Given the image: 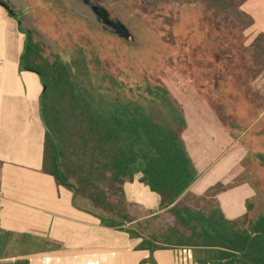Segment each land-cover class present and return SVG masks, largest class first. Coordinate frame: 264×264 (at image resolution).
I'll return each instance as SVG.
<instances>
[{
  "label": "trees",
  "instance_id": "1",
  "mask_svg": "<svg viewBox=\"0 0 264 264\" xmlns=\"http://www.w3.org/2000/svg\"><path fill=\"white\" fill-rule=\"evenodd\" d=\"M30 29L24 27L20 67L36 72L41 82L42 170L70 189L73 203L105 225L148 241L151 249L191 248L198 251L199 264H250L242 255L264 263V211L232 219L214 205L192 208L179 203L199 175L190 151L204 149L198 140H189L191 110L178 99L186 94L171 92L187 79L171 74V88L163 81L144 80L143 89L129 88L131 93L124 97L116 89L123 83L98 69L94 75L99 84L87 79V86L77 75L82 70L88 73L82 50L64 61L57 52H45ZM244 44L249 45V53L242 63L250 68V60L259 61V47ZM95 62L99 63L98 58ZM229 75L238 88L234 74ZM223 81L224 87L232 85ZM251 85L248 81V89ZM234 86L229 89L231 95ZM217 111L224 118V112H231L227 105ZM224 121L234 127L232 120ZM134 172L158 194L162 210L157 213L167 221L164 229L146 230L149 220H137L129 210L123 183Z\"/></svg>",
  "mask_w": 264,
  "mask_h": 264
},
{
  "label": "crops",
  "instance_id": "2",
  "mask_svg": "<svg viewBox=\"0 0 264 264\" xmlns=\"http://www.w3.org/2000/svg\"><path fill=\"white\" fill-rule=\"evenodd\" d=\"M240 5L242 12L250 16L256 2L243 0ZM19 19L9 3L0 0V264H199L181 261L179 249H151L141 237L105 225L97 216L76 206L70 189L57 184L52 175L42 170L41 82L36 72L20 67L25 33ZM250 19L251 23L253 18ZM251 84L248 89L241 76L239 87L243 90L235 89L232 94L240 96V100L230 104L226 95L231 91L227 87H222V92L210 87L205 95L201 92L206 89L196 85L171 91L190 95L186 99H191L189 140L204 144L203 150L190 151L199 175L183 197L192 199L216 191L214 185L227 178L222 189L226 188V194H216L212 203L232 219L257 209L255 178L260 181L259 189L264 191V163L260 160V156L264 158V142L259 141L264 135V96ZM214 91L217 96L224 95L219 102L226 103L228 110L241 111L242 116L243 108L258 112L248 117L246 123L232 120L234 127H231L217 111L226 104L219 107L209 99L206 102L210 103H205V96L209 92L214 95ZM200 100L204 102L199 103ZM199 126L205 129L204 133ZM198 134L203 137H193ZM247 143L253 150L241 153L240 148L245 149ZM215 173L222 179L212 181ZM140 175L134 172L123 183L129 210L137 220L148 219L162 210L158 194L140 181ZM248 179L252 182L254 179L255 184L248 190L246 205L242 206L239 197L229 192L243 191L242 185L251 184Z\"/></svg>",
  "mask_w": 264,
  "mask_h": 264
},
{
  "label": "rangeland",
  "instance_id": "3",
  "mask_svg": "<svg viewBox=\"0 0 264 264\" xmlns=\"http://www.w3.org/2000/svg\"><path fill=\"white\" fill-rule=\"evenodd\" d=\"M6 1L20 16L22 26L31 28L33 37L45 52H57L62 60L68 61L77 55L79 50H82L88 73L82 70L77 75L84 79L87 86L89 82L99 84L94 73H99L97 71L100 69L123 83L122 88L116 87V89L120 91L121 96L127 97L126 95L131 93L129 88H132L134 92H137L139 86H141L139 90L143 89L144 80L163 81L171 88L169 76L175 74L181 79L187 77L197 87L206 89L201 92L205 95L208 88L219 87L220 78L221 82L226 80L229 84L232 83L229 87L231 90L234 86V78L227 73L232 72L238 88H240L239 78L242 76L245 83L253 82L254 90L256 88V92L259 91L264 96V0H253L256 5L252 7L250 16L241 10L240 4L243 0L113 1V13L118 15L128 26L134 36L132 41L119 39L114 34L105 33L91 21L77 17L63 0ZM250 17L253 18L251 23ZM177 21H188L192 25L188 36L182 35L183 41L175 42L169 25ZM162 25L165 29L161 28ZM159 31L161 37H159ZM185 41L187 44H184ZM250 41L253 45H258L260 56L258 62L250 60L249 68L248 63L244 65L242 60H246L249 53V45L246 46L244 43L247 44ZM95 58H98V64H96ZM172 70L174 73H171ZM189 76L192 78L190 79ZM179 84L181 85L176 86L183 87L184 81ZM220 86L222 87V83ZM234 87L238 89L236 85ZM240 89L243 90V88ZM209 94L204 98L205 103H218L219 107L226 104L219 102L224 96L219 94L218 99L216 91H214V95ZM188 97L190 95L178 96V99L183 101V105L189 107L191 99L189 98L188 102L183 100ZM226 98L229 99L227 104L240 100V96L231 94L226 95ZM208 99L210 102H206ZM201 102L204 101L200 100L199 103ZM257 107L259 106L257 105ZM229 111L231 112H224L226 119L239 120L244 123L247 122L248 117L258 112L254 108H243L242 116L241 111L232 109ZM245 113L247 116H244ZM259 141L263 144L264 135ZM244 148L243 150L240 148L241 153L253 150L248 143ZM240 156L242 159L243 155ZM217 176L216 173L213 174L212 181L222 179L220 175ZM226 179L221 180L223 183L214 185L217 188L216 191H210L206 195L196 196L192 199L182 196L179 203L186 202L192 208H205L208 205H214L212 202L215 200L216 194L219 196L226 194L224 191L226 188L222 190L226 185ZM255 179L258 184L254 186L255 189H258L255 199L258 207L252 213L264 211V191L259 189L261 187L259 179ZM248 182L251 184L246 185V182H241L245 184L242 185L243 191L229 192L239 197L242 206L247 201L248 190L255 184L254 179L253 182L248 179ZM163 215L157 213V215L149 217L146 230L164 229L167 221ZM247 221L248 219L245 217L244 222L247 223ZM179 250L182 251V254L178 257L183 258L185 255L186 260L197 262L198 251L191 248L185 250L179 248ZM181 261H184V258Z\"/></svg>",
  "mask_w": 264,
  "mask_h": 264
},
{
  "label": "water",
  "instance_id": "4",
  "mask_svg": "<svg viewBox=\"0 0 264 264\" xmlns=\"http://www.w3.org/2000/svg\"><path fill=\"white\" fill-rule=\"evenodd\" d=\"M72 10L98 26L102 29L114 33L124 39H133L128 27L116 16H112L110 11L101 3L93 0H66ZM10 11L8 5H5ZM250 264H264L250 261L248 258L241 256Z\"/></svg>",
  "mask_w": 264,
  "mask_h": 264
},
{
  "label": "flooded vegetation",
  "instance_id": "5",
  "mask_svg": "<svg viewBox=\"0 0 264 264\" xmlns=\"http://www.w3.org/2000/svg\"><path fill=\"white\" fill-rule=\"evenodd\" d=\"M69 7H70V10L77 16V17H79V18H81V19H86V20H88V21H91V20H89V19H87V18H84V17H82V16H80V15H78V14H76L73 10H72V8H71V6H70V4L66 1V0H63ZM93 1H96V2H99V3H101V4H103L109 11H110V13H111V15L112 16H116V17H118L120 20H121V18L118 16V15H116V14H114L113 13V1H118V0H93ZM123 1V0H122ZM126 1V0H125ZM137 0H134V2H136ZM127 2V1H126ZM190 3V2H189ZM180 7H183V6H181L180 5ZM178 9H180L179 7H177ZM122 21V20H121ZM92 22V21H91ZM123 22V21H122ZM92 23H94V22H92ZM124 23V22H123ZM95 24V23H94ZM125 24V23H124ZM101 31H103V32H105V33H108V34H114V33H111V32H108V31H106V30H104V29H102L100 26H98L97 24H95ZM126 25V24H125ZM191 25H192V23H190V22H180V21H177L176 23H172V24H170L169 25V29H170V31H171V33H172V35H174V37H175V39L173 40V41H183V39H181V36L182 35H186V36H188V33L190 32V28H191ZM127 26V25H126ZM128 27V26H127ZM162 29H165V27H164V25H162V27H161ZM129 29V28H128ZM130 31V30H129ZM178 32V33H177ZM131 33V32H130ZM132 34V33H131ZM114 35H116V34H114ZM132 36H133V34H132ZM116 37L117 38H122V37H120V36H118V35H116ZM159 37H161V34H160V31H159ZM133 38H134V36H133ZM180 38V39H179ZM122 39H124V38H122ZM125 40H130V41H132L133 39H125ZM184 44H187L186 43V41L184 42ZM182 59V58H181ZM159 60V59H158ZM190 77V79L192 78V76H189ZM184 79H187V77H185ZM186 83V85H188V86H191V87H193V86H195L194 84H193V82L192 81H189L188 79H187V82H185ZM184 83V84H185ZM221 83H222V87H224V81H222L221 82V78L219 79V81H218V85H219V87H212L213 89H218V91H220V92H222L221 90H222V87L220 86L221 85ZM197 87V86H196ZM220 88V89H219ZM222 96H224V95H222ZM218 98V97H217ZM219 99V98H218Z\"/></svg>",
  "mask_w": 264,
  "mask_h": 264
},
{
  "label": "built area",
  "instance_id": "6",
  "mask_svg": "<svg viewBox=\"0 0 264 264\" xmlns=\"http://www.w3.org/2000/svg\"><path fill=\"white\" fill-rule=\"evenodd\" d=\"M182 250H185V248H182ZM178 252H179V255H181V254H182V251H181V250H179ZM184 253H185V251H184ZM183 258H184V261H185V260H186V256L184 255V257H183ZM183 258H180V260H181V259H183Z\"/></svg>",
  "mask_w": 264,
  "mask_h": 264
}]
</instances>
